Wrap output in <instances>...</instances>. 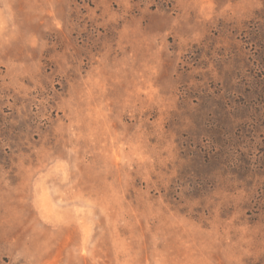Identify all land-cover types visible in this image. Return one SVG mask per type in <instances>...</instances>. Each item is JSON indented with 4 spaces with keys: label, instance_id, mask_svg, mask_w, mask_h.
Returning a JSON list of instances; mask_svg holds the SVG:
<instances>
[{
    "label": "rangeland",
    "instance_id": "1",
    "mask_svg": "<svg viewBox=\"0 0 264 264\" xmlns=\"http://www.w3.org/2000/svg\"><path fill=\"white\" fill-rule=\"evenodd\" d=\"M0 264H264V0H0Z\"/></svg>",
    "mask_w": 264,
    "mask_h": 264
}]
</instances>
